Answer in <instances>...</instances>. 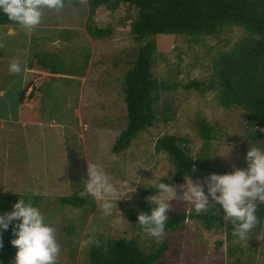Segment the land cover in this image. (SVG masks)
I'll return each instance as SVG.
<instances>
[{
  "label": "rangeland",
  "instance_id": "1",
  "mask_svg": "<svg viewBox=\"0 0 264 264\" xmlns=\"http://www.w3.org/2000/svg\"><path fill=\"white\" fill-rule=\"evenodd\" d=\"M87 11L84 0H75L59 10L44 8L40 22L31 29L18 24L0 26V212L10 211L19 196L35 202L56 230L60 246L56 264H88V249L104 238L132 239L142 252L164 242L168 250L156 264H264V209L247 242L226 237L228 219H223L219 205L199 212L211 213L212 229L191 218L159 240L124 215L126 208L152 204V197L164 198L155 187L160 179L176 190V197H167L170 213H197L179 197L187 177L175 178L170 156L154 150L160 137L179 138L187 155L207 159L202 165L207 175L246 167L244 155L250 146L264 150V144L248 142L250 130L243 110L218 105L217 87L207 92L182 88L191 81L208 84L217 57L250 35L232 26L198 39L150 37L155 47L153 77L177 86L161 90L151 126L115 154L111 148L126 128L123 77L140 46L130 32L136 13L127 5L115 11L97 9L91 25L110 34L95 39L85 29ZM36 56L52 62L59 74L42 85L33 120L20 121V85ZM13 61L20 71L9 70ZM200 120L213 127L214 138L206 146L198 133ZM86 161L104 171L115 193L89 195L93 206L76 209L62 204L63 198L83 190ZM207 175L188 177L193 183L198 179L203 183ZM152 190L155 193H149ZM117 197L111 208L102 207L105 200ZM217 241H221L219 247Z\"/></svg>",
  "mask_w": 264,
  "mask_h": 264
},
{
  "label": "trees",
  "instance_id": "2",
  "mask_svg": "<svg viewBox=\"0 0 264 264\" xmlns=\"http://www.w3.org/2000/svg\"><path fill=\"white\" fill-rule=\"evenodd\" d=\"M75 0H62V5ZM88 11L85 29L91 38L102 39L110 34L108 29L95 28V12L99 8L115 11L120 5L135 9L130 32L140 46L130 69L123 77V100L126 107V128L112 146L117 154L126 150L139 132L151 126L154 104L162 91L173 90L177 84L157 82L151 73L154 43L149 39L156 35H179L192 39L217 35L222 28L236 26L250 35L242 39L215 61L213 78L208 84L191 81L183 89L207 92L217 87V103L228 109L236 107L244 111L246 126L250 130L248 142L264 144V0H84ZM15 24L0 14V26ZM16 25V24H15ZM57 67L47 59L36 56L23 76L17 100L20 121H32L40 105L41 87L58 75ZM198 133L204 146L214 138L213 127L203 120L198 122ZM180 139L163 136L155 141L156 152H166L174 165V177H203L202 167L208 160L187 155L180 147ZM164 182V181H162ZM82 191V190H80ZM75 192L61 200L74 208L93 206L88 196ZM149 193H155L154 190ZM26 200V198H25ZM33 203V202H32ZM35 203V202H34ZM33 203V205H34ZM151 204L124 209L127 220L136 223L137 213L146 211ZM264 203L257 204V219L262 218ZM1 213V212H0ZM200 221L206 230L212 229L214 219L210 212H168L165 233L175 232L188 219ZM137 224V223H136ZM227 238L233 237V224L225 222ZM222 226V224H221ZM140 227V226H139ZM219 227V226H218ZM10 229L0 233V264H12L15 248L10 245ZM219 247L221 241L215 243ZM168 246L157 244L148 252H142L134 240L104 238L88 249V264H156L164 258Z\"/></svg>",
  "mask_w": 264,
  "mask_h": 264
},
{
  "label": "clouds",
  "instance_id": "3",
  "mask_svg": "<svg viewBox=\"0 0 264 264\" xmlns=\"http://www.w3.org/2000/svg\"><path fill=\"white\" fill-rule=\"evenodd\" d=\"M62 6V0H0V14L25 29H31L40 22L44 8L59 10ZM9 70L18 72L20 65L13 61ZM244 160L246 167H233L224 173H209L203 183L199 179L193 183L187 176L180 186L182 193L179 197L190 203L197 213L213 210L219 205L223 219L233 224V235L247 242L249 231L257 223V204L264 203V150L250 146ZM85 171L87 178L83 179V190L78 193L80 197L99 194L110 197L115 193L113 184L97 164L87 162ZM155 187L164 198L152 197L151 206L137 213L136 223L142 231L159 240L165 234L170 210L167 197H176L177 194L172 185L161 179ZM129 188L135 191L134 187ZM118 198L105 200L102 207L111 208ZM146 199L149 201V197ZM9 229L12 236L9 243L15 248L12 264H56L60 251L56 230L30 200L19 196L10 211L0 213V233Z\"/></svg>",
  "mask_w": 264,
  "mask_h": 264
}]
</instances>
